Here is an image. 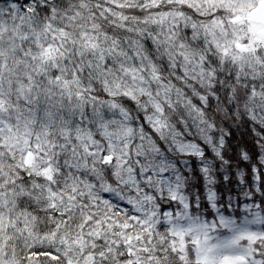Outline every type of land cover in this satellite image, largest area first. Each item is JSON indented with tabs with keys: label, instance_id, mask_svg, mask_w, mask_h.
I'll list each match as a JSON object with an SVG mask.
<instances>
[{
	"label": "snow or ice",
	"instance_id": "6c2138e0",
	"mask_svg": "<svg viewBox=\"0 0 264 264\" xmlns=\"http://www.w3.org/2000/svg\"><path fill=\"white\" fill-rule=\"evenodd\" d=\"M0 264H264V0H0Z\"/></svg>",
	"mask_w": 264,
	"mask_h": 264
}]
</instances>
